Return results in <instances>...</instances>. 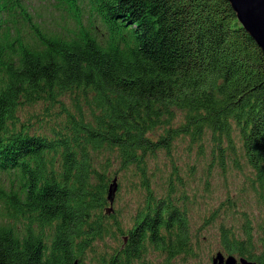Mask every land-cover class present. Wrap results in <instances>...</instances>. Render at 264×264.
<instances>
[{
  "label": "trees",
  "instance_id": "16d2710c",
  "mask_svg": "<svg viewBox=\"0 0 264 264\" xmlns=\"http://www.w3.org/2000/svg\"><path fill=\"white\" fill-rule=\"evenodd\" d=\"M58 1L75 27L0 0V264L196 256L186 182L175 165L157 196L150 158L209 133L214 161L248 170L264 200V50L229 0H89L88 24L86 0ZM119 173L145 194L130 227L108 208ZM244 215L217 224L222 248L264 264V224Z\"/></svg>",
  "mask_w": 264,
  "mask_h": 264
},
{
  "label": "rangeland",
  "instance_id": "374dc122",
  "mask_svg": "<svg viewBox=\"0 0 264 264\" xmlns=\"http://www.w3.org/2000/svg\"><path fill=\"white\" fill-rule=\"evenodd\" d=\"M34 10L37 11V18L43 22L42 25L52 31H64L65 28L75 27V21L72 17H67L65 6L58 0H33ZM84 22L92 19L90 1L85 3ZM181 119V114L177 120ZM36 123V122H35ZM210 136L208 133L203 143V148L197 143L191 150L188 138L179 139L172 153L163 149L157 156L150 158L149 171L152 177L153 188L157 196H161L167 186V180L173 173V167L179 168V175L186 182L184 190L190 198V220L192 227V238L195 242L194 250L197 255L184 258L183 255L174 261V264H213L214 255L222 251L227 256V251L222 248L219 233V224L221 221L236 222L244 220L248 214L252 219V224L256 227L258 223L264 224V200L260 198L256 191L251 188L250 179L247 178L248 170L240 171L231 163L225 167L212 156L210 145ZM196 166L195 173H192L190 167ZM117 169V166L112 168ZM251 174V170H249ZM170 175V176H169ZM118 175V191L113 207L120 209L121 219L125 226L130 227L132 218L138 211L139 204L145 197L143 188H133L132 181H124L121 186ZM120 189V190H119ZM182 189V188H181ZM233 199L234 205L231 210L237 209L238 214L234 218L223 213L218 218L217 223H212L211 227H203L205 216H208L213 209L222 204V201L228 196ZM242 212V215H241ZM240 229V227H239ZM256 234V231H255ZM197 242V244H196ZM239 257L238 254H232ZM157 264L161 263V257H154Z\"/></svg>",
  "mask_w": 264,
  "mask_h": 264
},
{
  "label": "water",
  "instance_id": "95a60500",
  "mask_svg": "<svg viewBox=\"0 0 264 264\" xmlns=\"http://www.w3.org/2000/svg\"><path fill=\"white\" fill-rule=\"evenodd\" d=\"M233 6L237 18L240 19L244 28L257 40L259 46L264 50V0H229ZM108 193L110 206L109 212L114 211V202L116 200V193L118 191V179H114L111 183ZM127 240V238L125 239ZM213 264H258L257 261L247 259L246 257H239L232 254L224 255L222 251L217 252L212 258ZM75 264H79L76 261Z\"/></svg>",
  "mask_w": 264,
  "mask_h": 264
}]
</instances>
